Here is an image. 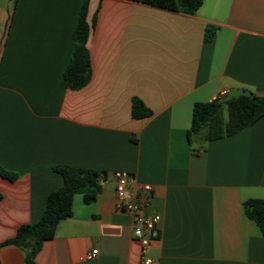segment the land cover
I'll return each instance as SVG.
<instances>
[{
  "label": "crops",
  "instance_id": "obj_1",
  "mask_svg": "<svg viewBox=\"0 0 264 264\" xmlns=\"http://www.w3.org/2000/svg\"><path fill=\"white\" fill-rule=\"evenodd\" d=\"M82 3L0 0V166L17 173L0 174V243L41 218L63 183L53 167L66 164L106 176L95 200L75 194L36 264H143L132 220L114 205L117 170L153 186L152 264H264V235L244 207L264 199V116L218 139L187 134L196 102L264 95V0H203L195 13L89 0L91 77L72 90L61 75ZM133 97L152 114L133 117ZM0 261L27 264L12 244Z\"/></svg>",
  "mask_w": 264,
  "mask_h": 264
},
{
  "label": "trees",
  "instance_id": "obj_2",
  "mask_svg": "<svg viewBox=\"0 0 264 264\" xmlns=\"http://www.w3.org/2000/svg\"><path fill=\"white\" fill-rule=\"evenodd\" d=\"M141 1L186 13H195L203 2V0ZM16 2L17 0L15 4ZM88 4L89 0H83L73 32L71 58L61 75V84L72 90L84 87L91 77V58L87 42L96 16L90 24L87 20ZM214 32V27L207 28L205 41H210ZM224 108L227 111L226 120L221 115ZM131 112L135 118L152 114V110L139 97L132 98ZM262 116H264V95L251 92H242L225 100L215 98L207 102H196L187 134L190 141L193 135L203 131L205 140L218 139L238 133L254 124ZM53 169L62 175L63 183L49 192L41 218L34 223L21 224L14 236L0 243V248L9 244L22 248L27 264H36L35 256L43 242L53 237L59 221L72 215L75 194L82 193L87 202L95 200L102 189L101 180L106 176L104 171L91 167L60 164L55 165ZM0 174L10 180L17 178V173L9 172L1 166ZM244 207L247 216L255 221L264 235V199L246 200Z\"/></svg>",
  "mask_w": 264,
  "mask_h": 264
},
{
  "label": "built area",
  "instance_id": "obj_3",
  "mask_svg": "<svg viewBox=\"0 0 264 264\" xmlns=\"http://www.w3.org/2000/svg\"><path fill=\"white\" fill-rule=\"evenodd\" d=\"M223 89L221 95H226ZM217 99V98H216ZM115 208L130 216L133 224V234L141 244L143 264H152L153 258L149 254L152 241L159 236L161 215L158 212H150L152 203L153 186L149 183L139 182L133 173L117 170ZM98 249H93L87 254L93 258Z\"/></svg>",
  "mask_w": 264,
  "mask_h": 264
},
{
  "label": "rangeland",
  "instance_id": "obj_4",
  "mask_svg": "<svg viewBox=\"0 0 264 264\" xmlns=\"http://www.w3.org/2000/svg\"><path fill=\"white\" fill-rule=\"evenodd\" d=\"M223 118L226 120L227 119V111H226V108H224V115H223Z\"/></svg>",
  "mask_w": 264,
  "mask_h": 264
}]
</instances>
